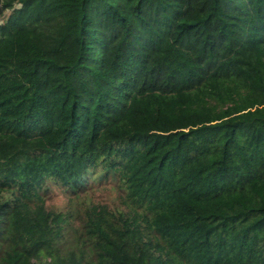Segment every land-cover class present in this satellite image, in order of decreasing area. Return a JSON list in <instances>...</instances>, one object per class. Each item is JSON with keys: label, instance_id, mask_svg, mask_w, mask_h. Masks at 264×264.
I'll return each instance as SVG.
<instances>
[{"label": "trees", "instance_id": "obj_1", "mask_svg": "<svg viewBox=\"0 0 264 264\" xmlns=\"http://www.w3.org/2000/svg\"><path fill=\"white\" fill-rule=\"evenodd\" d=\"M0 264H264V0H0Z\"/></svg>", "mask_w": 264, "mask_h": 264}, {"label": "rangeland", "instance_id": "obj_2", "mask_svg": "<svg viewBox=\"0 0 264 264\" xmlns=\"http://www.w3.org/2000/svg\"><path fill=\"white\" fill-rule=\"evenodd\" d=\"M111 185H113L111 182L103 183L102 186L94 185L93 189H89L86 194L78 198L65 193L62 189L51 187L44 194L45 203L47 207L55 211L69 213L70 227L78 229L82 225L84 209L87 206L85 205L86 203L105 206L110 210L123 208L122 197L109 190Z\"/></svg>", "mask_w": 264, "mask_h": 264}]
</instances>
